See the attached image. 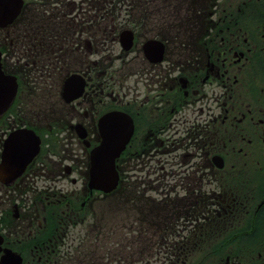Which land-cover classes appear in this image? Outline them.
Returning <instances> with one entry per match:
<instances>
[{
    "label": "flooded vegetation",
    "instance_id": "obj_1",
    "mask_svg": "<svg viewBox=\"0 0 264 264\" xmlns=\"http://www.w3.org/2000/svg\"><path fill=\"white\" fill-rule=\"evenodd\" d=\"M42 1L49 12L37 9L33 20L0 26L3 72L20 81L10 106L0 102V163L7 138L23 128L37 134L57 128L71 147L60 160L49 159V167L41 169L39 157L25 175L0 177V264L57 263L59 241L66 240L71 225L83 222V210L94 198L84 186L89 153L100 139L99 119L109 111L132 119L133 135L116 162L120 183H133L134 192L136 183L148 186L140 199L149 210L145 218L161 220L165 263L174 256L184 264V251L233 233L235 240L223 248L242 254L225 264H264V0H158L167 15L158 20L151 18L155 0H146L144 19L116 18L124 11V17L131 15L126 5L135 0H80L73 5L79 15L67 20L51 12L70 6L66 0ZM25 27L34 28L33 43L69 45L47 67L48 85L59 82V100L45 102L49 109L32 105L30 115L23 74L30 60L20 61ZM125 31L132 32L129 48L120 42ZM39 54L36 47L35 76L43 75ZM72 74L81 76L83 91L68 103L62 88ZM77 124L85 140L77 137ZM44 170L52 183L84 185L39 189ZM45 191L49 196L41 205L37 195ZM169 233L177 236L175 242Z\"/></svg>",
    "mask_w": 264,
    "mask_h": 264
},
{
    "label": "rangeland",
    "instance_id": "obj_2",
    "mask_svg": "<svg viewBox=\"0 0 264 264\" xmlns=\"http://www.w3.org/2000/svg\"><path fill=\"white\" fill-rule=\"evenodd\" d=\"M75 1L82 3L80 0H66L71 9L64 8V11L68 13L67 18H63L64 20L79 15L80 11L73 6L76 3ZM61 3L64 2L62 1ZM128 3L129 0L126 1V4ZM157 3L159 1L155 0V4L150 8L153 20L167 16L163 6H158ZM145 4L146 0H135L134 3L132 2V5H126V8L133 11L131 15L124 17V11V13L121 12L120 16L116 18L144 19L146 17ZM86 5V2L83 3L84 9L88 10ZM37 9H41L38 10L40 14L45 11L44 8L37 7ZM90 13H95V11L90 10ZM110 19V17L104 18V20ZM101 26H106V24H101ZM41 30L44 31V28ZM59 47L64 49L65 45L60 44ZM119 50L120 47L115 51V56H118ZM39 53V55H43L42 51ZM30 57L23 50L21 63L26 62ZM37 71L32 69V74L30 75V78L36 84L31 88L30 95L27 96L28 103L26 109L29 115L32 112V105L40 103L44 108H48V105L44 104L45 102L54 103L58 101V90H61L60 86H58L59 82L56 87H54L55 83L53 82H50V85H48L49 77L47 74L35 76ZM127 78L128 74L126 72L124 79ZM125 84H128L127 80H125ZM50 87H54V93L50 92ZM41 105L39 109L42 108ZM72 147L77 148L78 145L76 144ZM141 169L145 168L141 167ZM140 175L146 176L145 173H141ZM40 184L48 185L51 183L40 182ZM82 185L83 183L73 185L71 182H64L63 180L53 183V186H57L58 188L63 187L68 190L80 189ZM135 186L138 188L137 196H133V183H125L119 193L96 202L93 213L85 216L84 222L71 225L68 228L66 240L63 242L59 241V247L56 248V264H161L164 261L165 254V248H162L160 244L161 220L148 216V218H145L149 210L145 207L144 199H140L138 196L143 193V189L147 191L148 186L146 183H136ZM27 195L29 196V194ZM147 195L157 197V194L154 192L148 191ZM170 234H168V240L175 242L177 236ZM202 254V251L194 252L192 258L194 257L195 260H199L203 257ZM223 263H225L224 258L220 259L218 264Z\"/></svg>",
    "mask_w": 264,
    "mask_h": 264
},
{
    "label": "water",
    "instance_id": "obj_3",
    "mask_svg": "<svg viewBox=\"0 0 264 264\" xmlns=\"http://www.w3.org/2000/svg\"><path fill=\"white\" fill-rule=\"evenodd\" d=\"M124 115L109 114L101 121V130L103 132V145L92 155V168L90 170V187L110 192L117 185V174L114 169V160L125 148L131 133L132 127ZM16 152L22 159L29 152L36 154L39 149V140L36 138L33 149H17ZM26 162H23V165ZM17 172H20L19 170Z\"/></svg>",
    "mask_w": 264,
    "mask_h": 264
}]
</instances>
